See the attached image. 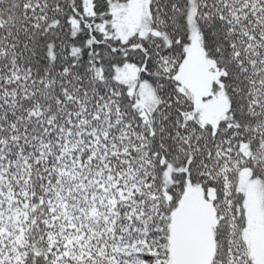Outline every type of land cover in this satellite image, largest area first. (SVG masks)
<instances>
[{
    "label": "snow or ice",
    "instance_id": "1",
    "mask_svg": "<svg viewBox=\"0 0 264 264\" xmlns=\"http://www.w3.org/2000/svg\"><path fill=\"white\" fill-rule=\"evenodd\" d=\"M0 264H264V0H0Z\"/></svg>",
    "mask_w": 264,
    "mask_h": 264
}]
</instances>
